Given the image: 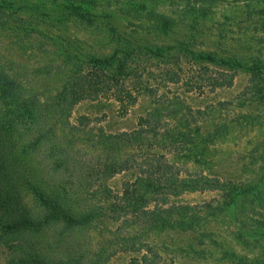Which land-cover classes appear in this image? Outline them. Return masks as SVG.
<instances>
[{
	"label": "trees",
	"instance_id": "16d2710c",
	"mask_svg": "<svg viewBox=\"0 0 264 264\" xmlns=\"http://www.w3.org/2000/svg\"><path fill=\"white\" fill-rule=\"evenodd\" d=\"M66 9L67 17L59 22L73 18L89 27L97 24L80 7ZM168 24L161 20L157 28L165 30ZM109 32L120 41L114 28ZM152 63L160 68L155 73L159 81L180 83L187 91L200 93L220 87L222 70L245 73L249 84L239 95L238 106L264 109V72L257 62L218 58L183 45H128L115 48L109 56L89 55L84 60L67 56L65 76L46 95L30 90L0 62V264H107L116 250L105 259L91 250L92 232L105 221L118 223L126 232L116 236L114 244L129 254L127 264H161L156 247L142 241L145 232L194 231L249 192L252 203H264L260 189L195 174L177 167L175 160H166L163 152L169 145L162 136L165 115L160 109L148 112L136 129L101 132L92 148L102 154L95 158L71 152L81 139L79 129L67 122L73 108L85 101L112 99L121 114L127 113L146 80L156 79ZM253 119L243 116L235 121ZM87 121L85 116L79 118L80 124ZM225 127L222 124L221 131ZM220 132L215 130L213 138ZM262 150L256 159L264 168ZM121 174L126 176L114 195L102 182ZM205 191L219 197L201 205L180 201L184 194ZM263 212L249 224L264 234ZM253 263L264 264V259Z\"/></svg>",
	"mask_w": 264,
	"mask_h": 264
},
{
	"label": "rangeland",
	"instance_id": "374dc122",
	"mask_svg": "<svg viewBox=\"0 0 264 264\" xmlns=\"http://www.w3.org/2000/svg\"><path fill=\"white\" fill-rule=\"evenodd\" d=\"M65 7H80L95 17L97 24L89 27L73 18L59 22L57 19L69 13ZM161 20L169 23L167 29L157 28ZM110 28L115 29L120 41L112 38ZM128 45H183L218 58L255 61L264 72V0H0V62L30 90L42 95L65 76L67 56L80 60L89 55L105 57L115 48L126 49ZM152 65L155 76L160 68ZM155 77L146 80V87L141 86L136 104L125 114L112 99L76 105L67 122L79 129L81 139L71 152L95 158L102 154L92 148L101 132L136 129L142 117L160 109L165 115L162 136L169 145V150L163 152L166 160H175L174 164L183 170L264 193V168L256 159L264 149V109L237 104L249 84L248 75L222 70L218 72L220 87L213 91L206 88L202 93ZM228 100L235 104L227 106ZM81 116L88 121L80 124ZM243 116L254 119L235 121ZM222 124L226 127L221 131ZM215 130L221 132L213 138ZM45 152L43 149L41 155ZM125 176L116 175L102 184L115 195ZM250 194L237 196L220 216L194 231L145 232L141 239L156 247L161 264L263 263L264 234L249 222L264 211L258 207L264 203H252ZM218 197L217 192L205 191L184 194L180 201L201 205ZM92 234L94 256L101 252L105 259L116 250L107 264H127L129 254L114 244L116 236L126 235L118 223L105 221Z\"/></svg>",
	"mask_w": 264,
	"mask_h": 264
}]
</instances>
